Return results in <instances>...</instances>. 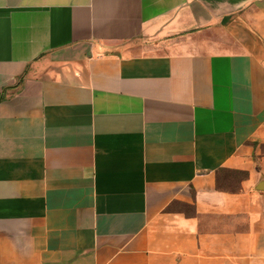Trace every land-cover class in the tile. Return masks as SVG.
<instances>
[{"label": "crops", "instance_id": "obj_1", "mask_svg": "<svg viewBox=\"0 0 264 264\" xmlns=\"http://www.w3.org/2000/svg\"><path fill=\"white\" fill-rule=\"evenodd\" d=\"M0 264H264V0H0Z\"/></svg>", "mask_w": 264, "mask_h": 264}]
</instances>
